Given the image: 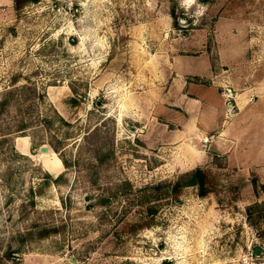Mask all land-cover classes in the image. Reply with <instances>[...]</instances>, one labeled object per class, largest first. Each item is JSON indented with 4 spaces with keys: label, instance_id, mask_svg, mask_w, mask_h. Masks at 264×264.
I'll list each match as a JSON object with an SVG mask.
<instances>
[{
    "label": "rangeland",
    "instance_id": "obj_1",
    "mask_svg": "<svg viewBox=\"0 0 264 264\" xmlns=\"http://www.w3.org/2000/svg\"><path fill=\"white\" fill-rule=\"evenodd\" d=\"M258 230L264 0H0V264H264Z\"/></svg>",
    "mask_w": 264,
    "mask_h": 264
},
{
    "label": "trees",
    "instance_id": "obj_2",
    "mask_svg": "<svg viewBox=\"0 0 264 264\" xmlns=\"http://www.w3.org/2000/svg\"><path fill=\"white\" fill-rule=\"evenodd\" d=\"M36 0H12V7L15 11H18L25 3L28 2H35ZM169 14L174 19V21H177V17L175 15V12L173 9L169 10ZM71 103L75 102V98L72 96H69L67 98ZM216 180L213 175L207 168L195 165L192 168H189L185 171H182L174 176L172 179L168 180H160L155 182L154 184H151L149 187L150 193L157 191L163 192L165 195L170 196L172 199H176L181 192V189L186 185H192L195 187L196 194L199 197H204L208 195L210 192L213 191L215 186ZM251 183L253 187L255 186V179L254 177H251ZM147 197H144V201H146V205L144 206V215L145 216H138L135 220H132L131 222H128L127 229L130 232H134L136 229L141 228L144 225L149 224V219L152 217L153 213L155 212V207L153 204L147 203ZM258 203L253 202L250 204H247L244 208L245 210V216L249 223L255 225L256 224V218L259 214L253 215L254 210H258ZM40 233H45V231H42ZM258 235L261 237V241L264 244V231L258 230Z\"/></svg>",
    "mask_w": 264,
    "mask_h": 264
},
{
    "label": "crops",
    "instance_id": "obj_3",
    "mask_svg": "<svg viewBox=\"0 0 264 264\" xmlns=\"http://www.w3.org/2000/svg\"><path fill=\"white\" fill-rule=\"evenodd\" d=\"M190 100L196 101L192 102L196 106V109L198 113L202 114H213L215 110L212 109L211 103L208 102L206 98H200L195 93H191L188 95ZM208 122V121H207ZM210 126V125H209Z\"/></svg>",
    "mask_w": 264,
    "mask_h": 264
},
{
    "label": "water",
    "instance_id": "obj_4",
    "mask_svg": "<svg viewBox=\"0 0 264 264\" xmlns=\"http://www.w3.org/2000/svg\"><path fill=\"white\" fill-rule=\"evenodd\" d=\"M39 150L41 151H46L47 150V147L45 145H40L39 146ZM263 252V249L261 246H258V245H254L252 248H251V253L253 254H259V253H262ZM162 264H168V262L166 260H164L162 262Z\"/></svg>",
    "mask_w": 264,
    "mask_h": 264
}]
</instances>
